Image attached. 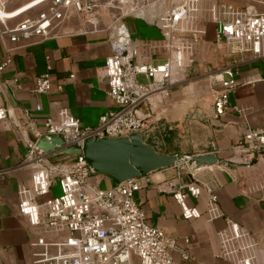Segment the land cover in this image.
I'll return each instance as SVG.
<instances>
[{
	"label": "crops",
	"instance_id": "obj_1",
	"mask_svg": "<svg viewBox=\"0 0 264 264\" xmlns=\"http://www.w3.org/2000/svg\"><path fill=\"white\" fill-rule=\"evenodd\" d=\"M29 1L6 0L5 6L13 10ZM218 1L264 12V0H198L202 9L196 14L197 21L205 28L203 39L196 45L199 60L211 52L212 59L226 55L224 51L221 55L214 53L211 47L216 45L215 24L209 9ZM44 7L39 4L7 22L14 25ZM119 24L125 26L132 43L139 47L140 59L154 63L164 60L166 50L155 24L133 15L124 16L115 26ZM114 27L113 33L117 34ZM63 30L70 31L61 34ZM55 33L58 35L44 40L32 38L13 43L0 32V63L9 59L0 70V104L8 110L7 117L0 120V264H34L33 252L40 248L31 243L39 234L46 241L63 239V234L39 232L18 209L19 189L31 186L32 166L25 161L26 151L35 137L44 134L45 118L66 109L81 125L90 126L97 122L100 114L117 107L107 94V80L101 77L105 58L111 53L107 31L84 28L75 18H70L57 27ZM226 52L225 64L202 68L201 80L180 89L177 82L184 75V65L177 60L181 53L177 55L172 51L171 93L157 103L162 117L148 134V141L156 139L160 131L165 137L167 130H172L173 136L177 135V141H172V151L188 155L214 152L219 158L227 159L232 145L245 130L264 128V56L240 53L231 47L230 52ZM228 67L234 68L239 84L229 96L225 113L215 116L211 76ZM46 71L50 75L51 89L36 93L34 79ZM185 94L187 101L180 104L179 97ZM192 103L203 111L204 120L181 119ZM50 156L53 161L64 159V155ZM236 163L239 165L234 168L222 165L195 170L162 168L138 177L141 188L135 192V199L144 210L147 222L175 237L179 246H184L183 239L188 238L189 264H240L243 256H249L252 264H264V154L249 165ZM164 180L201 186L197 197L186 198L188 205L196 206L201 212L199 218H182L179 204L171 194L157 189L158 182ZM89 182L101 188L115 183L101 173L91 175ZM207 188L216 195L215 212L210 211ZM229 221L238 223L241 228V252L218 256L219 232L228 230ZM171 255L176 261L180 259L177 250L171 251Z\"/></svg>",
	"mask_w": 264,
	"mask_h": 264
},
{
	"label": "built area",
	"instance_id": "obj_2",
	"mask_svg": "<svg viewBox=\"0 0 264 264\" xmlns=\"http://www.w3.org/2000/svg\"><path fill=\"white\" fill-rule=\"evenodd\" d=\"M5 1L0 0V32L13 43L57 36L55 29L70 18H75L84 28L102 30L99 26L102 15L115 10L112 24L107 27L110 28L111 53L105 58L101 77L107 80V94L117 107L100 114L97 122L90 126L81 125L66 109L59 110L55 116L48 115L44 134L58 135L66 146H80L89 136L120 137L148 128L157 103L169 95L172 51L177 55L181 53L177 60L184 67L188 66L195 58L196 45L205 34L195 14L198 0H30L13 10L6 9ZM39 4L45 7L35 15L26 16L14 25L7 22ZM143 10H152L158 16L150 21L137 15ZM209 10L215 24L217 46L228 45L240 53L264 56V12L222 1L212 4ZM127 15L141 17L158 27L166 50L162 62L140 59L139 47L132 43L123 24L122 39L113 33V27ZM69 31L63 30L61 34ZM8 61L5 58L0 63V70ZM138 76H143L145 82L139 81ZM238 84L232 67L211 76L215 116L225 113L229 96ZM50 89L48 71L35 77L36 93ZM7 115V108L0 104V120ZM262 154L264 128H249L232 145L227 160L249 165ZM25 161L32 166L31 186L18 191L20 213L39 232L63 234L62 240L54 241H46L42 234L37 236L31 243L40 248L33 252L34 264H189V239L184 238V246H179L175 237L147 222L144 210L135 199V192L141 188L138 177L115 182L110 187L95 186L89 182L92 173L83 157L64 156L62 160L53 161L50 153L37 151L33 141L28 145ZM55 180L61 191L58 196L51 194ZM157 189L171 194L179 204L182 218L201 216L196 206L186 202L187 196L197 197L201 193L200 185L172 184L164 180L158 182ZM207 191L210 211L215 212L216 195L210 188ZM40 197L45 198L39 200ZM228 224L227 231L219 232L218 256L241 252V228L233 221ZM173 250L179 252L178 261L171 255ZM240 264H252L251 258L243 256Z\"/></svg>",
	"mask_w": 264,
	"mask_h": 264
},
{
	"label": "water",
	"instance_id": "obj_3",
	"mask_svg": "<svg viewBox=\"0 0 264 264\" xmlns=\"http://www.w3.org/2000/svg\"><path fill=\"white\" fill-rule=\"evenodd\" d=\"M162 114L155 111L148 128L120 137L89 136L80 146H66L58 135L43 134L33 139L37 151L51 155L83 157L92 174H105L115 182L145 175L162 168L192 169L222 165L234 168L239 164L219 158L214 152L188 155L180 151L160 152L147 136L157 126ZM183 118L204 120L203 111L190 108Z\"/></svg>",
	"mask_w": 264,
	"mask_h": 264
},
{
	"label": "rangeland",
	"instance_id": "obj_4",
	"mask_svg": "<svg viewBox=\"0 0 264 264\" xmlns=\"http://www.w3.org/2000/svg\"><path fill=\"white\" fill-rule=\"evenodd\" d=\"M201 9H202V5L200 4V5H198L197 12L199 10H201ZM113 12H115V10ZM113 12L112 11H109L110 14L104 13L102 15V19H101L100 25H99L100 27H103L104 31H107L108 36H110V28L108 29L107 27L110 24H112V20H113V16H114V13ZM195 14H197V13H195ZM137 15L143 16L144 18H146L148 20H152V17H153L152 14H151V12H150V10H148L147 12H144V14H137ZM183 24H186V22L183 23ZM120 25L121 24H119V26ZM132 36H134V35H132ZM211 47H214V50L215 51L212 50ZM211 47H210V50H212L214 53L216 52L217 54H219L221 51H224V54L227 55V52L226 51L228 50V52H230V46H228V45H222V46H216V45L214 46V45H211ZM211 53L208 54V56H206L204 59L199 60V58L197 57V48L195 47V52H194L195 58L193 59V61L188 66L184 67V70H183L184 75H183L182 79H180L181 75L180 76H177V78L175 79V81L178 80V79H180L177 82V85L179 86L180 89H183L190 82H194V81H197V80H201L203 78V76H200L201 73L203 72V69L202 68H206V67H208V68H216V67L222 66V64H225V61L227 60L226 55H225V57H223L221 55L222 53H220L221 56L217 55V56H215L216 59H215V57H214V59H212L213 54H211ZM137 79L139 81H141V82H145L143 76H138ZM170 93H171V88H170V91H169V95L168 96H170ZM179 101H180L179 102L180 104L186 102L187 101V95L186 94L185 95H180ZM190 108L199 109V107L197 105H194L192 103L188 107L186 113L189 112V109ZM156 111H158L157 108H156ZM183 116L181 117V119L182 120H185L183 118ZM169 123L170 124H173L172 122H169ZM166 136L164 137L163 136V131H160L159 134L157 135V138L154 139V140H152V141L150 140L149 143H151L152 145H154L157 148V150H159L160 152H165L167 149L173 148L172 141H177V135L176 134L174 136H173V134H171L169 136L170 137L169 140L166 139ZM91 175H94V174H91ZM60 192L61 191H60L59 182H58V180H55V182L51 186V194L54 195V196H58L60 194ZM44 198L45 197H43L42 199H39V200H43Z\"/></svg>",
	"mask_w": 264,
	"mask_h": 264
},
{
	"label": "bare ground",
	"instance_id": "obj_5",
	"mask_svg": "<svg viewBox=\"0 0 264 264\" xmlns=\"http://www.w3.org/2000/svg\"><path fill=\"white\" fill-rule=\"evenodd\" d=\"M144 12H147V11H145V10H143V11H140L138 14H144ZM150 12H151V14H152V20L153 19H155L157 16H158V14L156 13V12H153L152 10H150ZM151 21V20H150ZM116 30H117V35H118V37H122V35H123V32L125 31L124 30V27H122V25H117V26H115L114 27ZM122 39V38H121Z\"/></svg>",
	"mask_w": 264,
	"mask_h": 264
},
{
	"label": "trees",
	"instance_id": "obj_6",
	"mask_svg": "<svg viewBox=\"0 0 264 264\" xmlns=\"http://www.w3.org/2000/svg\"><path fill=\"white\" fill-rule=\"evenodd\" d=\"M169 134H170V135L173 134V133H172V130H167V136H168V137L166 136V139H167V140H169V138H170V137H169V136H170ZM170 151H172V150H171V149H167L165 152H170ZM50 157H52V156H50Z\"/></svg>",
	"mask_w": 264,
	"mask_h": 264
},
{
	"label": "flooded vegetation",
	"instance_id": "obj_7",
	"mask_svg": "<svg viewBox=\"0 0 264 264\" xmlns=\"http://www.w3.org/2000/svg\"><path fill=\"white\" fill-rule=\"evenodd\" d=\"M149 142H150V139H149Z\"/></svg>",
	"mask_w": 264,
	"mask_h": 264
}]
</instances>
